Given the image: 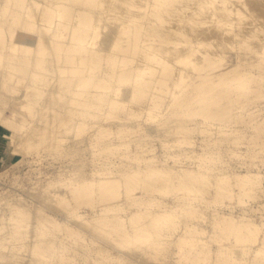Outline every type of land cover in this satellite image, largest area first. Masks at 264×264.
I'll return each instance as SVG.
<instances>
[{
  "label": "bare ground",
  "instance_id": "1",
  "mask_svg": "<svg viewBox=\"0 0 264 264\" xmlns=\"http://www.w3.org/2000/svg\"><path fill=\"white\" fill-rule=\"evenodd\" d=\"M188 1L0 0L4 162L18 160L22 152L57 151L68 142L70 129L77 139L95 127L88 136L94 156H115L135 165L128 172L103 171L92 180L65 182L57 174L36 183L30 196L48 208L65 210L63 221L22 195L0 198V264H78L81 259L85 264H133L126 252L140 251L147 262H155L172 245L179 264H264V221L254 222L247 210L238 217L233 213L264 194V173L252 169L264 166V37L260 51L243 38L248 58L225 67L223 51H213V41L202 38L199 27L186 28L209 14L224 30L222 36L240 37L228 28L240 10L231 0H196L191 16L178 15L182 17L173 26L178 4L185 10ZM103 16L114 23L111 32L102 24ZM257 25L250 36L264 35ZM9 100L16 109L11 113L5 110ZM20 111L30 124L18 118ZM65 116L75 121L73 128ZM142 117L146 124L162 126L176 120L201 124L200 145L184 137L193 129L188 126L171 142L176 151L166 155L165 160L193 158L195 163L186 173H174L161 190L172 204L151 194L167 175L156 165L158 159L151 158L145 169L139 156L129 153L134 140L150 150L145 139H134L145 131ZM194 147L201 151L190 155ZM223 152L244 159L246 171L229 170ZM208 185L210 200L200 196ZM225 201L236 205L223 212ZM85 207L93 213L78 211ZM210 209L208 229L200 224ZM258 209L264 215V201ZM86 232L93 238H86ZM202 236L213 238L217 247L211 251Z\"/></svg>",
  "mask_w": 264,
  "mask_h": 264
},
{
  "label": "rangeland",
  "instance_id": "2",
  "mask_svg": "<svg viewBox=\"0 0 264 264\" xmlns=\"http://www.w3.org/2000/svg\"><path fill=\"white\" fill-rule=\"evenodd\" d=\"M192 1V2H189ZM188 2L191 4V7L185 8L182 6V4H178L182 11L179 10V12L175 11L172 18V25L177 26V22L180 21V17L184 14L183 18L188 19L191 14L193 13V10L197 7L196 0H189ZM140 2V1H139ZM193 3V4H192ZM195 3V5H194ZM230 5H232L233 8L239 9L241 12L240 16L234 17L233 19V27L234 33L241 34L240 37L233 38V34H227L225 33L224 36L221 34L224 30H219V28L216 26V18L211 17L209 14H205L204 17L201 16V18L196 19V22L201 21V24H194L187 26V30L190 29V27H199L202 34V38H206L208 40L211 39L213 41V51L222 50L223 53L226 56L225 67H232V65L238 63V60L243 58H248L249 54L242 49L243 45L241 40L243 38L249 37V42L252 47H254L255 50L260 51L262 50V38L264 35L258 33L257 36H250L251 32L249 31L251 27L254 25H257L260 29H264V0H231L229 2ZM176 5V6H178ZM178 6V7H179ZM179 7V8H180ZM178 8V9H179ZM190 8H193L190 9ZM176 7V10H178ZM190 9V10H189ZM188 13H187V11ZM191 11V12H189ZM184 12V13H183ZM182 14L178 17V15ZM97 16H100V13L96 12ZM189 16V17H188ZM182 18V19H183ZM102 24L106 26L107 32H111V30H114L115 26L114 23H111L109 20H107L104 16L101 18ZM250 25V26H249ZM249 27V28H248ZM105 32V33H107ZM256 35V33H255ZM253 57V60H256L255 56L250 55ZM245 58V59H246ZM244 60V59H243ZM13 102L11 100L8 101V104L6 105V111L7 113L13 112V110H16L14 107H12ZM261 107L264 108V100L261 102ZM18 110V109H17ZM19 111V110H18ZM66 119L70 120L72 125L71 128L74 127L75 121L71 118L65 116ZM18 118L22 120L25 124H30L31 120L24 112L19 113ZM139 122L145 129V131L136 137L134 139L143 138L144 141L149 144L150 150L144 151L142 148L139 147V144L141 140H134L130 142L129 147V153L132 157L138 155L143 168L150 167V161L151 158L155 157L158 159V162H156L160 169H164L165 172H167V175L161 179L156 186H154V189H152L151 194L156 195L158 197L164 198L165 202H168V204H172L173 199L171 197L165 196L161 190H165L169 184L171 176L178 172L180 169L183 170V173H186L184 171L194 169L195 163L192 161V159H187L184 162H177L174 159L168 158L166 159V155L171 154L175 152V148L171 147V142L173 139L180 137L181 131H183V128H186L188 126H192L193 129L188 135H185L184 137L193 138L195 139L198 144L200 145L201 141V135H200V122L199 121H180L176 120L172 124L164 125L162 124H146V120L144 117L139 119ZM138 121H135L132 123L134 127H137ZM106 124H113V128H116L113 121H107ZM68 126V127H69ZM67 127V128H68ZM67 128L63 129L64 131L68 130ZM74 130V129H73ZM73 130L70 129L68 134L69 140L65 144L61 145L57 151H41L40 154L38 152H22L20 153L19 159H16V156L7 159L8 161L4 162L3 159L5 156L2 157V152L0 153V171L5 167V172L0 174V198L2 197H18L22 195V197H25L28 203L30 204H37L42 205L40 200H37L36 198H32L30 196V191L33 189V187L36 185V183L39 182H45L49 176L51 175H57L61 176V179L65 182H76V181H83V180H92L96 179L103 171L108 170L107 172L111 174H117L120 169L124 170L123 172H128L133 170L134 164L130 160L121 159L119 157H106V158H98L93 155L95 152V149L90 148V139L89 135H93L95 132V127L90 129L89 133H86L81 138H74L73 137ZM248 134L251 133L250 129L247 130ZM66 133V132H65ZM143 141V140H142ZM168 147L166 149L165 147ZM241 151L245 152L247 150L246 146H243L240 148ZM199 151H201L200 147H194L189 150L190 155H196ZM223 156L225 159L228 160L227 167L229 170L234 172H243L246 171L247 165L244 164V159L242 158H232L229 156L228 153L223 152ZM6 158V157H5ZM252 169L259 170L261 169L264 173V166L258 165L253 166ZM40 171H43L44 173H38ZM48 175V177H47ZM50 176V177H51ZM209 187V185H208ZM137 194L142 193V190L138 189L136 190ZM177 194L182 195L183 192H177ZM200 196L206 197L209 200L212 199V185H210L209 190L206 192H200ZM264 201V194L260 201L255 202L253 204H250L246 206L247 209H243L241 207H237L234 210V216H240L244 212L243 210H247V215L249 218H251L256 223H263L264 221V215L261 213V210L258 208ZM75 204V203H73ZM259 204V205H258ZM228 205H236L235 202L225 201V206H222L220 208L221 211L225 212L228 211ZM259 206V207H256ZM46 212H49L53 216L58 217L61 221L65 220L67 217L66 211H57L51 208H48L45 205H42ZM257 211H255V208ZM80 213H84L87 215H91L93 213L92 209L89 207L80 208L78 210ZM213 209H210L207 211L208 220L203 225L204 227H207L210 229V218L211 214L213 213ZM5 225H8V223H4ZM181 229L184 228V224L180 225ZM182 231V230H181ZM180 231V232H181ZM86 238H93V236L89 233H85ZM204 240L208 243H210V250L213 251L217 247L216 241L213 240V238L202 236ZM95 239V238H94ZM227 243H230L228 241ZM257 247V246H256ZM255 248V247H254ZM112 249V253L118 254L119 252L117 250ZM140 252H126V255L133 261V264H179L178 257L176 255V248L174 245L169 247L168 251H166V256L160 257L155 262H147L146 259L142 258ZM238 253H240V250H238ZM83 259L79 260L80 263L78 264H85L81 263ZM16 263V262H15Z\"/></svg>",
  "mask_w": 264,
  "mask_h": 264
}]
</instances>
